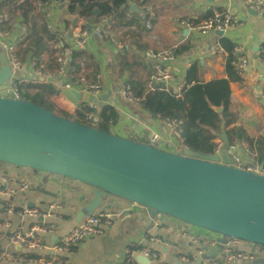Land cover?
Masks as SVG:
<instances>
[{
	"label": "crops",
	"instance_id": "1",
	"mask_svg": "<svg viewBox=\"0 0 264 264\" xmlns=\"http://www.w3.org/2000/svg\"><path fill=\"white\" fill-rule=\"evenodd\" d=\"M30 1L33 3V10L38 4L46 6V12L41 15L43 24H37L44 37L50 42L49 30L53 28L59 32L63 42L67 43L73 29L71 22L64 16L66 9L61 7V2ZM149 2L152 3V7L147 8L151 14V30L143 34L141 39L143 43L149 45L147 48L154 47L156 50H161L179 48L180 45L187 47L177 55V61L173 64L175 91H180L187 83V72L195 62L198 65L197 75L200 80L229 77L230 53L221 42L223 38L244 47L243 51L250 64L249 78L245 84L239 79L231 81L233 95L239 101L234 124L242 125L253 137L264 136V99L260 94L264 86V66L260 53V47L264 43V12L254 14L243 0H149ZM217 6L230 9L234 15V25L224 34H221L220 30L212 29L203 36L180 22L182 19L200 21L208 17L212 9ZM141 10L143 8L139 7L140 13ZM15 19L16 14H13L11 22L6 26L13 33L18 31L19 25ZM94 24H97V20ZM132 28L136 29L135 26ZM127 42V50L122 54L113 45L92 35L87 40L84 51L92 53L99 63V70L96 73L86 66L85 56L82 54L76 57L79 69L70 63L62 75L53 72L47 74L56 78V82L53 83L60 89L59 95L52 96L57 110L60 108L74 112L75 104L79 99L73 93L66 91L63 84L71 76L85 69L90 77L98 73L102 74L104 92L101 99L107 97V100H99V108L105 103L115 108L116 121L121 126L124 136L146 140L145 134L139 135V129L146 134L152 130H160L163 135H170L159 118L143 115V107L135 108L119 96L121 77L128 78L131 72L134 77H145L149 72L151 73V69L148 70L147 67L138 64L124 69L123 59L129 58V62H132L131 57L135 52V49L129 46L134 40L127 39ZM217 45L220 48H217ZM20 49L21 73L27 79L24 84H27L36 76L32 60L34 56L32 53L25 54L23 46H20ZM145 50L141 61L150 68L145 58ZM0 52H5L1 45ZM44 59L46 60V57ZM69 59L71 61L73 58ZM65 100L71 104V107L69 103L65 105ZM220 138L225 144L224 129L216 133V139ZM173 139L177 146L180 145L179 140ZM236 141L240 144L239 152L245 161L243 149L246 143L242 138H237L234 142ZM2 174L9 175L14 180L15 202L37 207L42 215L22 217L18 213L8 212L6 199L0 195V264H41L39 257L33 256H52L58 253L56 244L82 221L83 218L79 220L77 217L78 212L89 202L92 192L80 181L29 167L1 162L0 175ZM25 182H28L29 186L24 189ZM107 205L110 206L106 210L112 215L111 222L102 223V232L73 245L70 250L62 253L59 262L48 264H118L124 259L126 247L130 244H142L156 253V256L150 258L137 254L138 264H179L180 255L184 253L197 261L199 250L205 247L206 241L216 242L218 237L208 230L197 228L168 215L153 217L146 207L125 198L109 195L103 201L100 210ZM48 212L51 213L50 216H46ZM35 223H44L49 229L53 228L51 232L41 233L46 247L31 249L11 241V234L20 226L25 231ZM253 246L252 242H245L242 245L245 249H251Z\"/></svg>",
	"mask_w": 264,
	"mask_h": 264
},
{
	"label": "water",
	"instance_id": "2",
	"mask_svg": "<svg viewBox=\"0 0 264 264\" xmlns=\"http://www.w3.org/2000/svg\"><path fill=\"white\" fill-rule=\"evenodd\" d=\"M130 7L139 11L136 4ZM64 16L74 29L81 13L66 10ZM0 62V84L13 82L4 52ZM41 80L56 82L53 77ZM221 158L190 147L168 151L67 118L29 99L0 96V163L87 185L92 194L79 210V220L100 210L111 195L146 207L153 217L168 215L218 235L197 264L214 258L229 238L264 245V174L237 166L227 152ZM245 264H264V257Z\"/></svg>",
	"mask_w": 264,
	"mask_h": 264
},
{
	"label": "built area",
	"instance_id": "3",
	"mask_svg": "<svg viewBox=\"0 0 264 264\" xmlns=\"http://www.w3.org/2000/svg\"><path fill=\"white\" fill-rule=\"evenodd\" d=\"M24 0H18V3ZM61 2L62 7L68 10V6L72 4L73 0H58ZM140 1L141 5H138ZM132 1L129 0L128 5L136 4L139 7L147 9L152 7V3L144 0ZM245 5L258 13L264 12V0H243ZM69 11V10H68ZM46 12V6L38 4L34 10L31 11V15L34 17L35 22L38 25L43 24L42 14ZM70 12V11H69ZM71 13V12H70ZM77 13V12H75ZM74 14V13H71ZM153 15V14H152ZM13 14L8 8L0 9V45L2 46L4 53L7 56L9 64L12 69L11 80L13 82L9 84H0V96H14L15 98H22L21 85L26 83L27 79L22 75V56L20 46L26 47L27 40V22L24 19L23 14L16 13V22L19 23L18 31L13 33L10 29L6 28L7 23L11 22ZM97 24L91 23L88 17L81 14V17L77 23V26L73 29L72 36L68 39L67 43L63 42L59 32L53 28H50L49 35L52 39V43L57 49V61L59 68L57 72H53L50 69L44 71L37 66V60L33 57V67L35 70V78L29 83L35 86L40 85L44 81L41 80L42 76L52 73L56 75H62L67 66L70 64V57L75 51L83 52L86 47V42L92 35L108 42L113 45L119 52L124 54L127 50V45L122 41V31L117 30L113 25L109 16L103 15L96 19ZM182 25L199 32L203 36H206L212 29L220 30L223 34L234 25V15L230 9L223 7H214L211 14L200 20L193 21L188 19L180 20ZM89 24H91V31H89ZM150 26V20L148 21ZM217 48H220L217 45ZM242 45L235 44L234 53H238L239 59L235 63L239 81L245 84L249 78V59ZM145 58L149 62L151 74L147 81V87L150 90L157 88L173 89L174 88V71L173 64L177 61V55L173 49L155 50L153 48H147L145 50ZM260 53L262 57V64L264 66V43L260 47ZM1 67V65H0ZM66 91L73 93H80L82 98L76 102L74 111H81L86 121L91 123V126L100 128L104 124H109L114 133L123 135V131L116 118H105L100 114L98 101L102 100L101 96L104 92V82L101 73L95 74L94 77H90L87 71L80 70L77 74L70 77V79L63 84ZM178 92V91H177ZM119 96L126 102L132 104L135 108L142 107L141 97L133 89L132 85L126 78L121 77L119 79ZM261 97L264 99V86L261 90ZM86 97V99H84ZM162 126L169 132L170 135H163L160 130H152L149 134H146L143 130L139 129V135H146L147 143L166 149L168 151L179 152L181 148L188 147L185 144L182 136V130L180 127L181 120L171 117L159 118ZM180 141V145L177 146L175 140ZM216 146L212 152L222 162L221 155L224 151L235 157L237 160V166L248 169L255 172H261L264 174V166L257 162L254 153L251 152L247 143L244 141L245 147L243 149L245 153V161L243 156L239 152V142H233L229 145L224 144L223 139H216ZM261 166L262 169H261ZM29 186L28 182L23 184V188ZM14 180L12 177L6 174L0 175V195L6 199V210L8 212H15L24 216L38 217L42 215L40 209L37 207H30L26 204H18L14 200ZM51 213H46V216H50ZM111 213L107 210H98L92 215L85 216L80 223L73 227L67 234H65L60 241L56 244L57 254L43 255L38 258L41 264L59 262L62 257V253L70 250V248L84 241L86 238L95 236L102 232V223L111 222ZM53 229V228H52ZM48 226L44 223H35L27 230H22L20 226L18 230L11 234V241L14 244H20L21 246L38 249L45 246L44 238L41 233L51 232ZM246 240L240 238H229L227 243L224 244L223 250L218 253L214 258L204 259L201 264H235L237 262H252L256 258L264 257V245L254 244L251 249H245L242 247ZM215 243L213 240H207L205 247L199 250V254L205 252L208 244ZM139 245V244H138ZM136 244H130L126 247L125 257L118 264H138L137 254H142L146 258L156 256V253L149 248L139 246ZM179 264H197L196 261L189 254L180 255Z\"/></svg>",
	"mask_w": 264,
	"mask_h": 264
},
{
	"label": "trees",
	"instance_id": "4",
	"mask_svg": "<svg viewBox=\"0 0 264 264\" xmlns=\"http://www.w3.org/2000/svg\"><path fill=\"white\" fill-rule=\"evenodd\" d=\"M132 1L138 2L139 0ZM147 1L149 0H144V2ZM128 3L129 0H73L72 4L68 6V10L71 13L80 12L83 16L88 17L91 23L100 16H109L116 29L122 31L121 39L125 44L127 39L134 40L133 43H129L130 48L135 49L131 57L132 62H129V58H124V69L138 64L150 70L149 66H146L141 61L143 50L149 46L143 43L141 39L143 34L151 30L148 24L151 14L144 8L141 13L132 10ZM138 5H141L140 1ZM3 8H8L12 14H23L27 22V44L24 48V53L33 54L39 69L44 71L48 68L56 73L59 68V63L55 56L56 50L40 32L34 17L31 15L33 3L30 0H24L21 3H18V0H0V9L2 10ZM97 10H99L98 13H96ZM133 26L136 29L132 28ZM221 42L230 53V61L228 62L230 67L229 77L215 78L209 81L200 80L197 75L198 65L195 62L187 72V83L178 92L172 88L150 90L147 87L150 72L145 77H134L131 72L126 79L141 97L143 115H149L154 118L171 117L181 120L182 136L188 147L201 153L211 154L216 146L214 140L216 133L224 129L226 145L233 143L237 138H242L251 152L254 153L257 162L264 166V136L253 137L242 125L234 124L236 119L235 111L239 101L233 95L231 81L239 79L235 66L239 56L238 53L233 52L235 47L233 42L226 38H223ZM186 48L180 45L179 48H173V50L178 55ZM82 54L85 56L86 66L96 73L99 70V63L92 53L75 51L70 63L79 69L76 57ZM44 57H46V60ZM21 92L22 98L32 100L58 113L52 96L59 95L60 89L53 82H43L38 86L31 83L22 84ZM215 106L223 107V110L218 111L214 108ZM99 110L105 120L116 118L117 116L116 110L111 104L105 103ZM58 114L79 122H85L83 114L79 110L74 112L62 110ZM100 129L114 133L109 124L102 125ZM128 138L138 139L134 136H129ZM141 141L147 142L143 139ZM33 257L38 258L40 256Z\"/></svg>",
	"mask_w": 264,
	"mask_h": 264
},
{
	"label": "rangeland",
	"instance_id": "5",
	"mask_svg": "<svg viewBox=\"0 0 264 264\" xmlns=\"http://www.w3.org/2000/svg\"><path fill=\"white\" fill-rule=\"evenodd\" d=\"M34 20V19H33ZM50 43H51V45L55 48V46L53 45V43H52V39H51V37H50ZM150 48H153V49H155L154 47H150ZM164 49H168V48H164ZM55 50H56V52H55V56L57 55V49L55 48ZM156 50V49H155ZM162 50V49H161ZM65 105L67 104L68 105V103L69 102H67L66 100H65ZM69 106L71 107V104L69 103ZM73 107V106H72ZM61 110L62 109H60L59 108V110H58V113H60L61 112ZM83 123H86V124H88V125H91V123L90 122H88V121H86L85 120V122H83ZM112 131H113V129H112ZM114 132V131H113ZM120 135V134H119ZM122 136H124V135H122ZM138 140V139H137ZM247 242H250V241H247Z\"/></svg>",
	"mask_w": 264,
	"mask_h": 264
}]
</instances>
